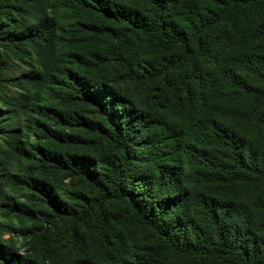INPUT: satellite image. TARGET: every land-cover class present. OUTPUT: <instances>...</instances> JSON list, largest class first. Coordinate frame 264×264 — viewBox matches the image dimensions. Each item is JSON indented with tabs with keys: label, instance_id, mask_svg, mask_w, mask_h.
Returning <instances> with one entry per match:
<instances>
[{
	"label": "trees",
	"instance_id": "obj_1",
	"mask_svg": "<svg viewBox=\"0 0 264 264\" xmlns=\"http://www.w3.org/2000/svg\"><path fill=\"white\" fill-rule=\"evenodd\" d=\"M64 219L52 264H264V0H0V264Z\"/></svg>",
	"mask_w": 264,
	"mask_h": 264
},
{
	"label": "rangeland",
	"instance_id": "obj_2",
	"mask_svg": "<svg viewBox=\"0 0 264 264\" xmlns=\"http://www.w3.org/2000/svg\"><path fill=\"white\" fill-rule=\"evenodd\" d=\"M17 68V67H14ZM120 75H117L120 82L122 85L125 84L123 82L124 80V72L119 73ZM4 91L6 92H11V88L5 87ZM93 118H96L93 116ZM1 124H6V121L1 122ZM83 156L85 157H92L93 158V150L90 148L83 149L82 152ZM99 169V168H98ZM64 188H65V200L68 204L78 206H82L86 202H92L95 200V190L92 186L88 185L85 181H82L78 177H66L64 179ZM64 222L61 224L64 225L61 229L55 230L54 234L52 233L53 237L50 241L49 244L51 245V251L49 252H41L40 254L42 256V260L45 262V264H52V259L54 258V250L57 252H60L63 254V256L67 255V250L68 247L67 245L70 244V236L69 233H67L69 227V221L68 219H64ZM92 231V230H91ZM8 237V235L6 236ZM62 240L65 242L67 245L64 246V244L60 241ZM22 251V250H21ZM71 264H84L83 261L81 260H75ZM185 264H189L185 262Z\"/></svg>",
	"mask_w": 264,
	"mask_h": 264
}]
</instances>
